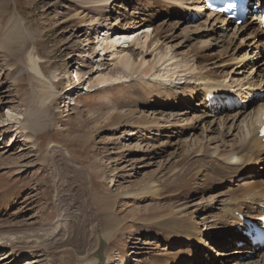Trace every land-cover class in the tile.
<instances>
[{"label":"rangeland","instance_id":"374dc122","mask_svg":"<svg viewBox=\"0 0 264 264\" xmlns=\"http://www.w3.org/2000/svg\"><path fill=\"white\" fill-rule=\"evenodd\" d=\"M198 2L184 0V7L181 0H110L109 9H104L103 0H0V225L7 220L46 228L62 221V231L67 234L64 233L63 247L33 249L31 257L23 256L13 264L91 263L102 240L106 242L102 251L105 264L114 254L121 260H138L125 262L129 264H192L190 257L202 249L204 264H243L248 260L258 263V255L264 260V249L258 250V255L244 254L236 260L232 252L241 247L233 242L221 243L227 229L221 228L227 225L222 209L246 191V179L236 184L230 180L234 172H221L222 164L218 163H225V158L218 159V152L211 156L216 149L225 151L240 143L264 98L245 108L248 111L238 121H225L222 114L215 115L197 103L203 100L202 90L199 98L185 108L161 107L159 103H148L145 89L135 79L103 88L88 82L106 63L99 62L103 34L100 37L96 29L109 27L113 34L117 27L155 28L163 21H179L180 27L168 28L169 34L178 35L174 43L182 42L176 52L189 53L197 42L200 43L195 46L207 38L214 37L209 46L221 36L233 38L228 55L213 62L219 64L210 61L204 66H216L213 72L222 84L245 82L259 87L260 82L254 84L251 80L257 77L252 69L256 68L254 62L264 56L255 48L259 37L224 25L218 17L194 7ZM178 11L185 19L190 18V12L203 14L196 20L190 18L189 23L178 18ZM16 17L27 29L19 37L12 29ZM191 25L204 27L203 35L183 31ZM218 47L213 46L212 51L218 52ZM31 55L38 58V67L45 76L33 72ZM204 71L197 69L200 75ZM151 90L156 91L153 86ZM128 104L136 109L135 116L118 123L116 115ZM153 117L158 120L153 121ZM158 128L163 130L155 134ZM51 141L61 146L52 147ZM201 141L209 143L210 149L190 156ZM258 162L264 165V161ZM187 165L190 172L179 185L174 174ZM196 171L201 173L194 175ZM151 181L159 184L160 197L115 196L137 193ZM219 200L222 203H217ZM175 210L174 222L187 218L196 229L205 230L192 244L185 233L181 239L171 238L161 226L146 224L149 219ZM249 210L247 207L246 212L251 213ZM104 211L126 218L116 230L118 235H109L107 230H113L114 225L102 219ZM202 240L208 248L201 244ZM182 246L189 249L183 257L174 258ZM4 251L5 247H1L0 261L10 256Z\"/></svg>","mask_w":264,"mask_h":264},{"label":"bare ground","instance_id":"6f19581e","mask_svg":"<svg viewBox=\"0 0 264 264\" xmlns=\"http://www.w3.org/2000/svg\"><path fill=\"white\" fill-rule=\"evenodd\" d=\"M256 1L258 2L260 8L264 9V0H256ZM103 2L105 3L103 5L104 9H109L110 0H103ZM181 2L183 3L184 0H181ZM176 14L178 15L179 19L191 23L190 18L185 19L184 17H182L181 11L176 12ZM210 15L211 17L213 16L212 13H210ZM255 19L256 17L251 18L250 21H248L246 24L238 28H241L243 32L246 31L249 32L250 34L252 33L253 35H255V37H259V42L255 46V48L256 49L258 48L259 51L261 50L262 54L264 55L262 50L264 49V32L262 29L258 27L259 25L258 20ZM165 22L166 21H163V23H161L160 26H156L155 28H151L149 25L146 26L147 28L140 27L137 29H132V28L127 29V28L117 27L115 29L116 31L113 34L111 33L109 27H105L99 30L98 35L101 37V35L103 34L101 37L102 42L99 45L101 49L100 51L102 52L101 54L102 56L99 62L100 64H102L101 62L105 60L106 63H103L101 66H99V70H97L89 78L88 82L90 83V85L91 86L97 85L99 88L101 87L103 88V86H107L113 83H118L119 81L130 82L133 79H135L138 81V83L141 84L143 89H145L148 103L149 102L151 104L159 103L161 107L171 105L174 107L180 106L184 108L186 105L192 103L196 98H199L198 92L200 90L204 91L203 96L205 98L206 94L209 91L221 92L223 89L233 87V85L231 84L228 83L222 84L216 80L215 76H217V73L213 72L214 70H216L213 69L216 66L213 65L212 68H209L208 66H204V64H207V62L209 64L210 61L211 64H215V65L219 64L218 62L216 63L213 62L216 60L221 61L224 57H226V55H228L229 50L227 48L235 42V39L225 38L223 36L219 37L217 42H214V45L212 44L213 46L215 45L219 46L218 50L219 49L220 50L219 51L217 50L218 52L216 53L212 51L213 46H209L211 39H213L214 37L210 39L207 38L206 41L201 42V45L195 46L197 43H200L197 42L192 47L191 49L192 51L191 52L188 51L189 53L186 52L179 53L176 52V49L178 48L180 43L182 44V42H177V44H175L174 42L178 38V35L177 34L175 36L171 35L172 33L174 34V32L169 34L170 33L169 29L170 28L176 29L177 27H180L181 24L179 21L176 22L170 21L166 23ZM14 23L15 24L12 26V29H13V34L16 37L21 36L23 33L27 31V29L22 26L23 25L22 21L17 17ZM204 29H205L204 27H200V26H195V28H192L191 25V27L190 26L184 27L183 31H185V33H188V31L189 32L196 31L195 34L198 33V35L199 34L203 35L202 31ZM213 35H215V33ZM87 45L88 42L86 46ZM203 50L205 52L201 53L203 52ZM207 50L210 51L207 52ZM38 63H39L38 58L33 57L32 55L29 56V64L30 67L33 69V72H35L36 74H40L41 76H45V73L39 69ZM199 63L200 65L201 63L203 65L200 66ZM254 64H256V68L252 66L253 67L252 69L254 71L256 70L257 77L256 76L252 77L251 80L253 81L254 84L260 82L259 87L264 90V79H262V77L264 78V56H262L258 60V62H254ZM108 67H110L109 69L111 70L107 72L106 69ZM202 68L205 71L200 75L199 73H197V69H202ZM205 75H207L206 78L203 77ZM218 78L221 79L222 77L219 76ZM77 79H80V77L77 76ZM41 81L43 80L41 79ZM147 84L148 86H146ZM239 85H240L238 86L239 94L246 97L245 94H248V91L243 92L242 91L243 86H252V85L245 84V82L242 83V85L241 84ZM152 86L153 88H155L156 91L151 90ZM235 87L237 88V86ZM135 102L138 105V100H136ZM197 103H199V105L206 106L205 101L201 102V100H197ZM132 107H133L132 104H128L126 105L125 108L123 107V109L120 110L121 113L119 114L116 113L117 114L116 121H118L119 123L120 119L135 116L136 109H133ZM233 110L236 111H232L225 108L224 110L214 112V114L216 115L222 114V117L225 119V121L229 119L238 121L239 117H241L243 114H245V112L248 111L245 110V108H241V107L238 108L234 107ZM153 118H154L153 121L158 120L157 117H153ZM24 123L28 125L26 121ZM250 124L251 125L249 127V132L244 133V136H242L241 141L238 145L237 143H235L231 146L229 150L224 151V150L216 149L213 151V153H211V156H215L214 154L218 152L217 153L218 159H222L223 157L225 158L224 160L225 163L219 161L218 164H222L221 165L222 167L220 166L222 173L226 174L228 172H232V173L234 172L230 180L236 183V182H240L241 179H246L245 182L246 191L244 190V192H241V194L235 196L233 201L227 205L226 209H222L223 211L221 214L226 216V219L224 220H226L227 225H224L221 228L227 227V229L225 230L223 229L224 232L222 234L224 235V237L222 238L221 243H225V244H230L232 241L242 242L244 240L241 231L236 228V226L240 225L242 222L239 216L237 215V213L240 214L243 213L246 214V216L248 217L255 218L251 213L246 212L247 207L250 209L249 210L250 212L254 211L255 213H260L262 212L261 206H264V182H263L264 165L262 164L258 165L259 163L258 160H260L261 162L264 161V137L259 136L260 127L264 125V103H259V105H257L254 117L250 122ZM161 129L162 128H158L157 129L158 132L155 134H158L159 131H161ZM216 138L218 139L219 137H214L212 139L216 140ZM186 142L190 144L191 141L186 139ZM50 144H52L51 145L52 147L61 146V145L58 146L53 141H51ZM218 145L221 148L223 147V145L220 144ZM191 146L188 145V147ZM210 147L211 146L209 145V143L203 144L202 142L197 145V148H195V150L192 153H190V156H193L195 152H197V154H202L207 149H210ZM63 149L66 150L65 148ZM187 168H189V170H187ZM177 172L178 173L174 174L176 178L174 181L180 185L181 183H183L180 182L182 181L183 177L187 176V174L190 172V167L188 165L186 167L181 166V168L178 169ZM199 173H201V171H196L194 175H198ZM77 175L79 174L77 173ZM161 191L162 190L159 187V184L151 181L149 183H146L142 188H140L137 191V193L135 191L129 193L122 192V193H116L115 196L117 199H121L123 196H129V197L133 196L135 198L139 197L140 199H142L143 197L159 196L160 194H162ZM223 194L226 193L224 192ZM98 198H99L98 199L99 202H103L102 204L104 205V201H103L104 199L103 198L100 199V196ZM219 202L220 200L217 203ZM237 206H241V207L237 208ZM176 212L177 211L175 210L174 213L168 212L167 214L152 218L153 220L149 219L147 220L146 224L150 226L153 225V223H155L157 227L161 226L170 235V237L172 236L171 238L179 237V239H181L180 236L183 233H185L186 236L185 238L187 242L192 244L193 241L198 240L202 236V233H204L205 230H199L198 228L196 229V226L194 224H190L187 218H183L182 221L180 222H174L172 216L175 215ZM261 215L262 214H260V216ZM101 217H103L102 219L107 220L113 223L114 225L113 230L112 229L107 230L108 232H110L109 235H116V234L118 235V233H116V230L120 226H122L124 221L126 220V218L117 215L113 211H107V212L104 211ZM55 223H56L55 225H50L45 228L42 227V225H39L38 227H33L35 224L33 225L30 224V226H28L27 223L15 224L10 221L4 220L2 225H0V248L5 247V251L3 254L10 256L7 259L4 258L3 260H1L0 264H13L15 261H17L19 258L23 256H26L27 258L31 257L32 252H34L33 249H38V248L57 249L63 247L64 238H65L64 233L66 231L65 232L62 231V228H64L62 225L63 224L62 221H60L59 223L56 221ZM65 225L66 224H64V226ZM108 232H106L105 234H107ZM201 244L204 245L205 248H208V245H206L207 243H204L203 240L201 241ZM254 248L255 249L258 248V250H261L264 249V246H259V245L257 246L251 244L250 248H246L245 246H243V248H238L232 252L235 255L234 259L238 260V258L243 256L244 254L250 253ZM187 249H189L188 246H184L182 250L179 251L181 253L174 258L178 259L180 257H183V255H185V250ZM51 250L52 249H50V251ZM102 251L103 250L98 248V251L94 252V254L92 255L94 256V258L89 261L91 263H87V264H105L106 259L104 260ZM214 251L215 250H213V252ZM199 252H202V254H198ZM258 253L259 252H257V255ZM214 254H218L217 251H215ZM111 257L112 259L109 261V264H129L125 262L132 260L138 261L137 259H133V257H127L128 260L126 259L121 260L116 254H114ZM190 259L194 261V262L191 261L192 264H204L203 263L204 260H202L203 249L199 250L197 253L191 256ZM256 259L257 260L259 259L258 263H256L255 261L250 262L248 260L243 264H264V260L263 258L260 257V255H258ZM119 260H121V262ZM211 262L214 263V261ZM211 262L209 261V263ZM153 264H155V262Z\"/></svg>","mask_w":264,"mask_h":264},{"label":"water","instance_id":"95a60500","mask_svg":"<svg viewBox=\"0 0 264 264\" xmlns=\"http://www.w3.org/2000/svg\"><path fill=\"white\" fill-rule=\"evenodd\" d=\"M105 245H106V242L104 240H102L101 245L99 246V248L101 250H103V248H104Z\"/></svg>","mask_w":264,"mask_h":264},{"label":"snow or ice","instance_id":"6c2138e0","mask_svg":"<svg viewBox=\"0 0 264 264\" xmlns=\"http://www.w3.org/2000/svg\"><path fill=\"white\" fill-rule=\"evenodd\" d=\"M229 7L234 8V7H236V5H230ZM219 11L223 12V11H226V10L225 9H219Z\"/></svg>","mask_w":264,"mask_h":264}]
</instances>
